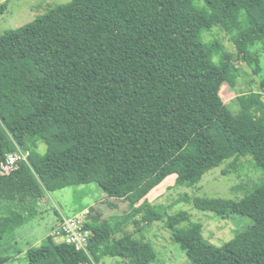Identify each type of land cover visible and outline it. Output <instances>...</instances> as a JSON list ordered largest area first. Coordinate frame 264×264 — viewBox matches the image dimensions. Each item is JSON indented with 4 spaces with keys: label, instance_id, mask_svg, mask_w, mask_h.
<instances>
[{
    "label": "trees",
    "instance_id": "obj_1",
    "mask_svg": "<svg viewBox=\"0 0 264 264\" xmlns=\"http://www.w3.org/2000/svg\"><path fill=\"white\" fill-rule=\"evenodd\" d=\"M213 28L230 34L239 62L259 71L249 49L261 45L264 53V0H72L0 34V169L7 154H28V163L0 176V240L55 191L96 183L106 198L137 211L166 178L193 186L248 152L263 174L250 194L195 198L193 206L223 219L249 218L250 226L214 246L186 212L165 225L190 264H264V83L224 103L221 87L233 90L240 74L229 53L219 46L215 61L203 42ZM89 220L90 258L49 237L29 247L25 261L155 262L150 244L115 237L122 222L112 229L93 213ZM13 260L0 256V264Z\"/></svg>",
    "mask_w": 264,
    "mask_h": 264
},
{
    "label": "rangeland",
    "instance_id": "obj_2",
    "mask_svg": "<svg viewBox=\"0 0 264 264\" xmlns=\"http://www.w3.org/2000/svg\"><path fill=\"white\" fill-rule=\"evenodd\" d=\"M71 1L0 0V6L5 5V9L0 13V34L23 27L50 9ZM188 7V19L195 22L198 19L193 11L195 9L193 6ZM201 37L205 44L211 46L215 61L219 58L217 53L220 46L232 56L233 62L238 66L240 76L236 87L233 90L221 87L220 95L226 105L232 106L239 94L262 90L264 53L261 45L249 49L259 57V71L255 73L257 66L254 63L249 67L237 59L230 34L213 28L203 32ZM44 148V145L39 146V150ZM262 180L263 174L256 168L250 153L244 152L208 171L196 185L176 186L174 176L166 178L146 196L145 201L142 200L134 206L137 211H133V207L130 208L124 200L106 198L96 183L55 191L47 194L38 203L35 216L0 240V256L15 258L6 264H28L25 261V252L29 247L41 246L49 237H52L54 242L61 243L59 236H53L60 225L61 214L73 216L80 210L89 208L90 214L93 213L100 219L101 226L103 221H106L110 228L116 229L118 223L122 222L116 229L115 237L130 234L134 239L150 244L156 252V260L151 264H190L185 253L172 240V232L165 225L168 217L186 212L190 223L202 226L204 240L214 246H220L250 226L252 221L235 215L223 219L209 212L198 211L193 206V200L220 198L240 201ZM158 214L161 218L155 219ZM100 264L132 263L119 257L105 256Z\"/></svg>",
    "mask_w": 264,
    "mask_h": 264
},
{
    "label": "built area",
    "instance_id": "obj_3",
    "mask_svg": "<svg viewBox=\"0 0 264 264\" xmlns=\"http://www.w3.org/2000/svg\"><path fill=\"white\" fill-rule=\"evenodd\" d=\"M27 156V153H24L19 149L7 154L5 161L1 164L0 176L10 174L13 170L18 168L20 162L28 163ZM89 217V208L80 211L73 216H65L61 214L59 217L60 225L54 232L53 236L61 237L63 243L72 246L77 252L85 253V255L90 258L88 245L92 237V232L86 227L89 222Z\"/></svg>",
    "mask_w": 264,
    "mask_h": 264
},
{
    "label": "crops",
    "instance_id": "obj_4",
    "mask_svg": "<svg viewBox=\"0 0 264 264\" xmlns=\"http://www.w3.org/2000/svg\"><path fill=\"white\" fill-rule=\"evenodd\" d=\"M79 212H80V211H79ZM79 212H78V213H79ZM74 214H75V213H74ZM58 240H59V241H61V242H63V240H62V238H61V237H60V239H58ZM58 240H57V241H58Z\"/></svg>",
    "mask_w": 264,
    "mask_h": 264
}]
</instances>
